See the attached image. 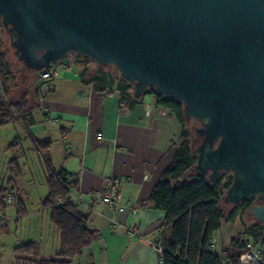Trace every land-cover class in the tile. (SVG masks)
I'll return each mask as SVG.
<instances>
[{
    "label": "water",
    "instance_id": "obj_1",
    "mask_svg": "<svg viewBox=\"0 0 264 264\" xmlns=\"http://www.w3.org/2000/svg\"><path fill=\"white\" fill-rule=\"evenodd\" d=\"M0 21L27 71L73 54L113 66L134 99L181 103L199 124L191 171L231 172L222 203L256 197L264 228V0H0Z\"/></svg>",
    "mask_w": 264,
    "mask_h": 264
},
{
    "label": "crops",
    "instance_id": "obj_2",
    "mask_svg": "<svg viewBox=\"0 0 264 264\" xmlns=\"http://www.w3.org/2000/svg\"><path fill=\"white\" fill-rule=\"evenodd\" d=\"M71 64L49 69L50 78L40 84L35 81V72H26L11 62L3 79L0 75V102L14 103L24 97L27 110L23 121L0 127L1 165L8 170V162L16 160V194L26 204L27 216L18 223L31 224L35 217L36 229L39 223L41 226L35 231H39L37 239L31 242L41 244L39 257L55 256V245L44 244L45 230L53 229L43 225L46 173L37 151L40 144H48L45 154L51 169H62L76 180L78 204L89 213L87 225L96 232L92 243L70 264H159L149 241L167 239L170 228L164 225V213L153 207L149 197L172 159L171 144L178 139V124L166 109L155 105L153 95L146 94L152 96L151 101L141 97L129 107L117 93L101 95L97 91L95 83L89 81L95 71L90 63L74 59ZM83 69L86 74L81 78ZM108 179L116 181L117 203H129L131 209L113 213L93 198ZM35 193L38 208L32 213L29 199ZM109 220L115 221L114 226ZM130 226H135L139 236L125 233Z\"/></svg>",
    "mask_w": 264,
    "mask_h": 264
},
{
    "label": "trees",
    "instance_id": "obj_3",
    "mask_svg": "<svg viewBox=\"0 0 264 264\" xmlns=\"http://www.w3.org/2000/svg\"><path fill=\"white\" fill-rule=\"evenodd\" d=\"M6 36L8 37L7 34ZM1 44L0 40V75H3L6 74L7 63ZM75 59L82 61L88 58ZM85 74L86 69H83L80 73L81 78ZM89 81L95 83L101 95L115 92L121 102L129 107L141 98L134 99L132 86L120 78L116 79L111 72L105 71V68L97 67ZM146 94L153 95L155 105L166 109L179 127L178 139L171 144L172 159L162 171L149 197L153 207L164 213V225L170 228L169 237L163 239V252L158 256L159 264H222L223 262L238 264V255L245 246L244 240L248 238L245 234L253 235L254 241L264 239V228L257 222L248 227L245 234L233 241V244L237 246L235 252L224 249L216 253L209 248L210 240L221 226L223 214L219 209V202L222 191L229 187L231 178L224 183L223 178L208 182L206 177L192 172L196 158L190 146V136L185 124L187 121L184 118L182 104L163 97L152 89L144 95ZM25 103L24 97L14 103L0 102V127L12 121H23L27 115ZM47 146L48 144H40L37 150L46 167L47 195L42 202V207L54 227L57 251L53 258H41L38 254V243L28 242L14 248L15 264H70L74 258L81 255L83 249L92 243L96 235L95 230L87 225L89 213L78 203L70 200V197L75 195L76 180L62 169L58 171L51 169L45 154ZM8 170L15 177L18 176L16 160L12 159L8 162ZM187 173L191 175L187 176ZM13 181V178L8 179L5 186L0 182V215L5 211L7 200L14 201L15 222L18 223L27 216V211L17 192L13 188H8L14 183ZM57 199L61 202L58 203ZM252 205L251 200H246L237 208L241 214L245 212L247 214ZM236 213V210L232 212L228 215V219H232ZM1 231L5 229L0 225Z\"/></svg>",
    "mask_w": 264,
    "mask_h": 264
},
{
    "label": "rangeland",
    "instance_id": "obj_4",
    "mask_svg": "<svg viewBox=\"0 0 264 264\" xmlns=\"http://www.w3.org/2000/svg\"><path fill=\"white\" fill-rule=\"evenodd\" d=\"M0 40L2 43L1 44V47H2L1 50H2V52H4L5 62L6 63L11 62L13 64H19L21 66V68H23L22 64L17 62L12 55V49L9 47L8 37L4 33V30H3L2 25H1V21H0ZM74 59H75V57L72 54H69L67 59H64V60L58 62V64H56V65L50 66L49 69L55 70L59 66V64H65V65L68 64L70 66H73L71 64V61H73ZM82 61L85 64L89 63L88 59L87 60L82 59ZM90 64L94 70L97 68L96 65H94L92 63H90ZM24 70H26V69H24ZM105 71L111 72L116 77V79L119 78V75L113 66L106 67ZM26 72H32V71L26 70ZM1 77L3 79V75H1ZM142 99H144L145 101H151L152 96L143 95ZM185 124H186L188 131H189L190 146H191V149L193 150V148H195L200 142V139L198 137H196L194 134V126H199V124L196 120H193V119L185 122ZM19 135H21V134H19ZM1 141H2V138L0 137V142ZM2 158H4V153H2L0 150V182L5 186L8 178L12 177L14 179V183L9 185L8 188H13V190L16 192V187L18 188V186H19L18 185V179L19 178H18V176L15 177L14 174H11L10 176L8 175L9 174L7 172L8 170L1 165V159ZM41 163L43 166L42 170H43V172L46 173L45 164L43 163V161H41ZM189 175H191V173H187V176H189ZM227 178H228V176L224 177L223 183L227 180ZM38 191H39V189H38ZM38 191H36V192H38ZM223 192L224 191H222L221 200L219 202V209H220L221 213L223 214V217L221 220V226L213 235V240L215 241V252L216 253H220L221 250H224V249H230L231 252H235L237 250V246H236V244H233V241L238 239L241 235L245 234V230L248 229V227L252 226L255 223V221L251 217H249L246 214V212L241 214V211L237 207H234L233 205H228V204L224 205L222 203ZM39 195H40V193H39ZM37 196L38 195L35 193L32 196H30L31 199H29V201L31 203V206L29 207V211H31L32 213H34L36 208H38V206H36L38 203ZM32 199H33V202H31ZM24 202H25V200H23V203ZM14 203H15L14 201L12 202L10 200H7L5 211L3 214L0 215V225L3 226L5 229V231L0 232V264H15L14 253H13L14 248L19 246V245L31 242V241H35L37 239L36 238L37 233L39 232L38 231L35 233V231L40 230V226H41V223H39L40 226L38 229H36L34 222L37 221V219L35 217H32L30 219L33 222L31 224L25 222L20 226L19 223L14 222V219L16 217V211H15ZM24 205H26V204L24 203ZM235 210L237 211L236 215H234L232 217V219H228V215H230ZM41 219H40V221H41ZM43 225L45 227L48 225L53 229L52 231H46L45 230L44 235H45L46 239H45L44 244H47L49 246L54 244L55 249H57L56 234L54 231V227L52 226V224L50 223V221L48 219L47 214H46V220L43 221ZM245 235H247V237L250 241H254L253 235H250V234H245ZM38 246H39V251H38V253H39L41 251V248H40L41 244H38Z\"/></svg>",
    "mask_w": 264,
    "mask_h": 264
},
{
    "label": "built area",
    "instance_id": "obj_5",
    "mask_svg": "<svg viewBox=\"0 0 264 264\" xmlns=\"http://www.w3.org/2000/svg\"><path fill=\"white\" fill-rule=\"evenodd\" d=\"M49 67L42 69L39 72H35V81L40 84L46 82L50 78V72L48 71ZM1 94H3L1 90ZM17 120L18 117H17ZM116 181L114 179H108L105 181L103 185V189L100 192H96L93 194V198L96 201L102 202L109 211L113 213H122L125 212L128 208H130V204L119 205L117 203V193L115 187ZM71 201L79 203L78 198L75 195L70 197ZM58 203L61 202L60 199L56 200ZM131 209V208H130ZM134 212H139L140 209L132 208ZM110 226H114L115 221L109 220L108 223ZM125 233L132 236H139L137 229L135 226H130L125 228ZM150 248L160 256L163 252V239L156 238L154 240L149 241ZM209 248L211 250H215V241L213 238L210 240ZM222 264H229L228 262H223ZM238 264H264V239H260L257 241L245 242V246L243 250L238 255Z\"/></svg>",
    "mask_w": 264,
    "mask_h": 264
},
{
    "label": "flooded vegetation",
    "instance_id": "obj_6",
    "mask_svg": "<svg viewBox=\"0 0 264 264\" xmlns=\"http://www.w3.org/2000/svg\"><path fill=\"white\" fill-rule=\"evenodd\" d=\"M225 176H228V178H231V182H232V173H231V172H229V173H225V172H223V174H221V177H220V178H223V179H224ZM228 178H227V179H228ZM230 185H231V183H230ZM230 185H229V186H230ZM227 189H228V188H227ZM227 189H223V191H224V192H223V196H224V194H225V192H226ZM248 200H251L253 204H261V202H259V201L256 200V197H251V198H249ZM245 201H246V200H245ZM241 203H242V202H241ZM241 203L235 205L234 207H237V206L240 205ZM255 223H256V222H255ZM255 223H254V224H255Z\"/></svg>",
    "mask_w": 264,
    "mask_h": 264
}]
</instances>
